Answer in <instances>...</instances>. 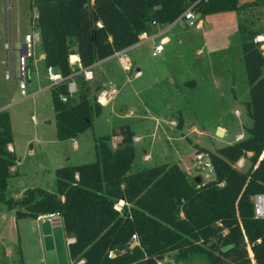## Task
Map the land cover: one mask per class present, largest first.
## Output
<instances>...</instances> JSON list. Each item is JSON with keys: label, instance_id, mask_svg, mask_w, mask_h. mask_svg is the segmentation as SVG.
Returning <instances> with one entry per match:
<instances>
[{"label": "trees", "instance_id": "trees-1", "mask_svg": "<svg viewBox=\"0 0 264 264\" xmlns=\"http://www.w3.org/2000/svg\"><path fill=\"white\" fill-rule=\"evenodd\" d=\"M264 3V0H258ZM246 0H30L46 68L63 80L50 86L59 140L78 137L93 125L102 105L89 94L83 68L106 60L173 24L187 9L206 15L239 11ZM243 60L253 120L248 136L207 150L214 178L190 179L178 164L135 169L134 131L123 124L97 139L93 162L56 169L57 191L27 188L19 198L6 197L17 155L7 109L0 110V202L16 218L60 212L73 264H159L168 253L177 261L204 259L207 264H264V218L257 217L253 197L264 193V52L259 33L241 27ZM77 92H69V81ZM99 90V88H97ZM65 97L66 99H63ZM121 135L113 148L110 140ZM249 163L237 167L240 158ZM123 199L125 205L116 209ZM137 235L134 240L133 236Z\"/></svg>", "mask_w": 264, "mask_h": 264}, {"label": "rangeland", "instance_id": "rangeland-1", "mask_svg": "<svg viewBox=\"0 0 264 264\" xmlns=\"http://www.w3.org/2000/svg\"><path fill=\"white\" fill-rule=\"evenodd\" d=\"M246 1L247 6L239 11L200 17L212 27L198 29L186 21L176 23L164 36L169 39L163 54L152 55V41L130 48L129 71L114 55L99 63L93 70L94 79H105V86H117V97L102 106L84 133L59 140L41 41L35 44L30 62V96L21 95L19 81L13 76L25 35L39 32L37 9L31 8L30 0H0V108L10 113L14 145L21 160V174L9 180L6 197L19 198L35 186L56 192V169L95 161L97 139L125 123L132 125L134 135L142 137L134 142L135 169L178 163L191 180L214 178L213 172L199 174L194 170L195 154L199 150L216 151L235 142L240 134L248 136L253 123L246 104L250 89L240 29L248 27L259 33L255 41L261 36L258 41L264 52V3ZM7 69L11 79L5 77ZM137 69L139 77L135 76ZM88 88L94 97L96 81H90ZM220 128L223 135L218 133ZM110 144L117 147L118 138L113 136ZM39 223L32 217L16 218L15 211L0 202V264H48ZM159 264L207 262L200 258L177 261L171 252Z\"/></svg>", "mask_w": 264, "mask_h": 264}, {"label": "built area", "instance_id": "built-area-1", "mask_svg": "<svg viewBox=\"0 0 264 264\" xmlns=\"http://www.w3.org/2000/svg\"><path fill=\"white\" fill-rule=\"evenodd\" d=\"M182 21H186L187 25L196 26V28H198V29H201L204 26V22L201 20L200 16H198V14H196L192 9H187L183 13V15H181L179 17V19H177V21H175V22L180 23ZM157 35L158 34L150 35L149 33L144 32L143 34L140 35V41L138 43H136L135 45H133L127 49H123L121 51H118L117 53H115L114 56H117L120 64L124 67V69L126 71H129V70H131L132 63H131L129 56L127 55V51L130 48H132L136 45H139L140 43H142L144 41H148V40L154 41L155 38L157 37ZM258 40H262L261 36L257 37V41ZM38 41H40V33L39 32L35 31L33 33H27L25 35V39H24L21 47L19 48L17 60H16L15 65H14V75L13 76L15 78H17L19 81L21 95L23 97H28L31 94L28 91V80L30 78V73H31L30 62H31V59L34 57V47ZM6 46L8 48V44ZM164 49H165V42L164 41L161 43H155L154 48L152 50V55L158 56L164 51ZM70 61L72 64H78L79 65V67H80L79 72L84 74V77L86 80H91L94 78L93 69H94L96 64L89 66V67H86V68H83L80 65V59L78 61L73 62L72 59L70 58ZM47 72L49 75V80L51 82L49 87L52 84H55V83L63 80V76H62L61 72L54 69L53 67H48ZM140 75H141L140 71H137L135 74L136 77H139ZM13 76L11 75L10 70L7 69L5 77L7 79H11ZM69 92L71 94H75L77 92V83L73 79H71L69 81ZM118 93H119V88L117 86H106V87H104L98 91V93L96 94V100L102 106H108L117 97ZM63 99H66V98L63 97ZM242 138H244V135L240 134L239 137L237 138V140H240ZM134 140L136 142H139L142 140V137H135ZM9 148H10V146H9ZM246 162H247V159L245 157H242L239 159V161L237 162L236 165L238 168L243 169V168L247 167ZM193 168L199 174H203L205 172H213L214 171L213 170V163H212V160H211L209 153L199 150L195 154ZM253 202H254L255 215L257 217L264 218V193L256 194L253 197ZM124 205H125V201L123 199H121L116 203L115 207H116V209L121 210ZM47 219H49V220L56 219V220L60 221L61 224H63V218H62V215L60 212L41 214L38 216L37 221L43 222ZM133 239L136 240L137 235H134ZM71 240L74 241L73 238Z\"/></svg>", "mask_w": 264, "mask_h": 264}, {"label": "water", "instance_id": "water-1", "mask_svg": "<svg viewBox=\"0 0 264 264\" xmlns=\"http://www.w3.org/2000/svg\"><path fill=\"white\" fill-rule=\"evenodd\" d=\"M206 27L210 24L205 23ZM219 135L224 134L223 129H218ZM42 231L48 264H70L67 245L73 240H66L63 224L54 225L49 219L43 221Z\"/></svg>", "mask_w": 264, "mask_h": 264}, {"label": "crops", "instance_id": "crops-1", "mask_svg": "<svg viewBox=\"0 0 264 264\" xmlns=\"http://www.w3.org/2000/svg\"><path fill=\"white\" fill-rule=\"evenodd\" d=\"M205 23H207V22H204V25H205ZM176 24V22L175 23H173V24H170V25H164V26H160L159 27V30L156 32V33H153V34H150V35H154V34H158L157 35V37L155 38V40L154 41H152V40H148V41H152L153 42V46H152V50H153V48H154V44L155 43H161V42H165V40H167V39H169L168 37H166V38H164V36L167 34V30H169L172 26H174ZM213 25L212 24H210V27H212ZM158 39V40H157ZM166 50V46H165V49H164V51ZM164 51L161 53V54H163L164 53ZM152 52V51H151ZM79 60V55L78 54H76V53H74L73 54V59H72V61L74 62V61H78ZM105 60H103V61H100L99 63H101V62H104ZM99 63H97L96 65H95V67L99 64ZM14 65H15V62H14ZM30 68H31V70H32V64H30ZM94 70V69H93ZM138 71H139V69H137ZM94 78H95V75H94ZM91 79V80H88L89 81V83H90V81H92V80H95L96 81V87L97 88H99V90L100 89H102V88H104V87H106L105 86V84H106V80L105 79ZM29 80H30V78H29ZM131 81V80H130ZM47 88H50L49 87V85H48V87ZM99 90H97V92H96V94L98 93V91ZM96 94H94V95H96ZM104 107V106H103ZM0 110H2V108H0ZM125 124H130V123H125ZM123 125V124H122ZM131 125V124H130ZM120 127V126H119ZM131 128H132V125H131ZM117 129H119V128H116V130ZM132 130H133V128H132ZM134 131V130H133ZM115 137H117L118 138V144L121 142V140H122V136L121 135H115ZM135 137H141V136H139V135H135L134 136V138ZM135 141V140H134ZM136 142V141H135ZM140 142V141H139ZM10 150L11 151H14L15 153H16V155H17V150H16V147H15V145H14V142L13 143H11L10 145ZM144 151V153H146V152H148V150L147 149H144L143 150ZM20 163H21V160L18 158V155H17V164L15 165V166H13L12 168H15L14 169V171L15 172H17V175L16 176H19L20 174H21V170H20ZM16 176H14V177H16ZM37 220V219H36ZM43 223V222H42ZM42 223H39V232H40V234L42 235V238H43V241H44V234H43V231H42V227H41V225H42ZM56 224V223H55ZM65 237H66V235H65ZM66 240H69V238H67L66 237ZM69 245V244H68ZM68 245H67V249H68ZM46 250V249H45ZM68 255H69V250H68ZM69 261H70V264H73V262L71 261V259H70V257H69Z\"/></svg>", "mask_w": 264, "mask_h": 264}, {"label": "bare ground", "instance_id": "bare-ground-1", "mask_svg": "<svg viewBox=\"0 0 264 264\" xmlns=\"http://www.w3.org/2000/svg\"><path fill=\"white\" fill-rule=\"evenodd\" d=\"M52 222H53V224L56 226V225H58V224H60V221H58V220H56V219H54V220H51ZM56 223V224H55Z\"/></svg>", "mask_w": 264, "mask_h": 264}]
</instances>
